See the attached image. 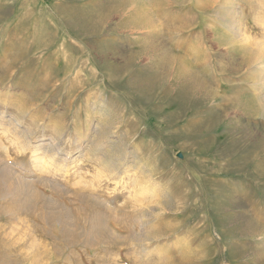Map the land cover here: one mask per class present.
Masks as SVG:
<instances>
[{"label": "rangeland", "instance_id": "obj_1", "mask_svg": "<svg viewBox=\"0 0 264 264\" xmlns=\"http://www.w3.org/2000/svg\"><path fill=\"white\" fill-rule=\"evenodd\" d=\"M0 264H264V0H0Z\"/></svg>", "mask_w": 264, "mask_h": 264}, {"label": "bare ground", "instance_id": "obj_2", "mask_svg": "<svg viewBox=\"0 0 264 264\" xmlns=\"http://www.w3.org/2000/svg\"><path fill=\"white\" fill-rule=\"evenodd\" d=\"M8 125H9V124H8ZM22 146L24 147V145H22ZM22 146H21V147H22ZM51 151H52V150H51ZM55 156H56V155H55ZM53 157H54V156H53ZM53 157H52V156H48V159H49L48 161L51 162V160L55 158V157H54V158H53ZM58 159H59V158H58ZM63 161H64V159H63ZM53 164H54V163H53ZM49 165H50V164H49ZM51 165H52V164H51ZM54 166H55V165H54ZM55 167H56V166H55ZM61 167H62V166H61ZM42 168H43V167H42Z\"/></svg>", "mask_w": 264, "mask_h": 264}]
</instances>
